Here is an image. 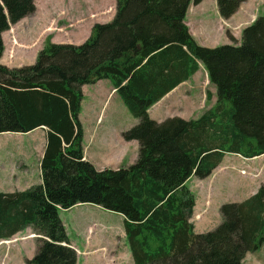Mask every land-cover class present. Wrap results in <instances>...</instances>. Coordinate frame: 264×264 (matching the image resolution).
I'll return each instance as SVG.
<instances>
[{"label": "trees", "instance_id": "trees-1", "mask_svg": "<svg viewBox=\"0 0 264 264\" xmlns=\"http://www.w3.org/2000/svg\"><path fill=\"white\" fill-rule=\"evenodd\" d=\"M36 0H0L2 33L36 10ZM203 0H117L110 22L81 44L48 37L36 61L0 62V133L46 126L43 183L0 191V238L31 227L40 235L25 264H77L60 208L90 202L125 218L135 264H242L264 244V184L221 205V223L196 232L192 177L206 178L226 154H264V14L240 44L201 45L186 23ZM246 0H217L230 18ZM204 64L217 101L197 118L158 121L149 109ZM108 78L139 122L125 130L139 154L129 166L98 169L84 159L79 115L85 84ZM210 99V92H207Z\"/></svg>", "mask_w": 264, "mask_h": 264}, {"label": "rangeland", "instance_id": "rangeland-1", "mask_svg": "<svg viewBox=\"0 0 264 264\" xmlns=\"http://www.w3.org/2000/svg\"><path fill=\"white\" fill-rule=\"evenodd\" d=\"M261 3V1H257L256 7L254 9V15L258 13V9L262 11L260 5ZM52 4L54 7H51V9L53 10L54 15L63 16L66 18L68 16L75 15H89L91 8L94 6L93 0H54ZM192 4L190 5L189 10L192 9ZM56 8L58 9L55 10ZM190 14L191 11H189V15ZM203 14L205 18L202 19V21L205 25L202 26L200 24L199 34L200 42L204 43V46H219L222 44L231 43V41L233 44H236V42H241L242 30L244 28H240V25L237 26L239 28V32L235 34L237 35L238 39H234L233 37H231L228 31V25L222 23L223 26L219 27L221 15L218 10L217 0H206L204 9L202 11L197 10L196 20H201V18H203ZM234 29L235 28H231V30ZM21 30L22 37L19 41V50L16 52L14 47L11 46V44L18 45V41H13L14 36H12L6 49V55L9 59L14 58L10 57L11 51H14L15 53H17L16 57L18 59L23 58L24 61L27 62L30 61L31 58H34L36 49L39 47L40 42L43 40V35H37L35 45L33 47H28L25 44L30 42L31 37L29 34H26L24 32L26 30L25 27H21ZM200 73L201 71L198 73V75ZM202 74L203 72L201 73V77ZM85 91L86 97L84 99V111L82 116L85 120L87 131L82 144L86 147L87 155L90 157V161L100 169L118 168L121 166L133 164L138 158L139 154L138 141L132 140L129 141L126 145L116 146L115 152L100 150L101 147L99 146V143L105 138L106 135H110L113 140L117 137H121V132L137 124L139 122V119L131 114L119 94H117L113 98L110 97L107 105L103 110L104 115L105 110L109 105V108L106 111L103 128L99 132L101 137L98 138L95 142V137H91L89 124H91L93 121H96L97 113L95 112V110H101V107L103 106L105 101V93L104 91H97V89L93 85L87 86V88H85ZM206 93H197L196 101L202 99L203 102L208 103L212 98V93H210V99H207ZM186 104H191V101L189 102L187 100L182 101L181 99H177L170 104H167L166 101L164 104L158 106L157 110H154L150 116L156 120H164L169 116L181 114L188 118L200 116L201 111H197L195 115H193V112L197 109V106H194V108L185 107L189 108L190 111H178L180 107H183ZM110 121L113 122L112 130L106 127V124H109ZM42 133V130H39L32 135H28L27 133L22 132L0 133V155L4 154L8 155L9 158H16L17 152H14L12 157L10 153L6 154L2 152V147L8 145L9 147L15 146V148H19L20 145H25V147L28 149L29 143L38 141L37 138H39ZM122 150H125V152H127V155L125 157L118 154V152ZM228 160L229 163L226 167H230L232 169V175H229L228 173H230L231 171H225L223 169L224 165H222V168H219L216 173H213L206 178H198L194 176L189 181V186L195 192L198 199V204L192 217V221L196 226L195 231L198 233L206 232L217 227L222 221V216L220 213L221 205L225 202H235L243 200L244 196L252 192L251 185H253L252 187L256 186L259 182V178H262V175L257 177L254 175L251 176L252 174H248L246 170L245 171L247 172V174L243 175V173H241L239 170H252L248 165L249 163H245V161L237 157L236 154L226 155L223 162L227 163ZM245 179H247L248 181H245ZM60 216L62 220L67 224V231L70 239L78 247L84 248L86 242L85 232L88 231V225L95 222L97 228L95 230L93 242H98L99 239V243L105 244L110 250V252L108 253V255L110 256L112 255L113 257H115L116 255H118V252L122 253V261L118 262L117 264H135L128 242L126 240L124 225L125 218L122 214L103 208L102 206L94 203L85 202L80 203L79 205H76L70 209L61 210ZM33 232L35 231L33 230ZM82 233H84V235ZM35 234L39 236L38 233ZM26 236H28L27 233H22L21 235H19V238ZM34 239L35 240L26 241L24 239L18 240V238H12V241H9V244L14 248V255L12 258L13 264H25L24 255H27L29 258L34 256L36 252L38 237ZM30 243H33L34 247L28 245ZM101 256L102 253H100V257ZM0 262L3 264V259H1ZM102 263L103 261L99 260L98 264ZM242 264H264V244L258 250L254 252H248Z\"/></svg>", "mask_w": 264, "mask_h": 264}, {"label": "crops", "instance_id": "crops-1", "mask_svg": "<svg viewBox=\"0 0 264 264\" xmlns=\"http://www.w3.org/2000/svg\"><path fill=\"white\" fill-rule=\"evenodd\" d=\"M53 1L54 0H47V1L46 0L44 1L36 0L35 1L36 10L33 13L27 15L19 22L12 24L8 30L2 33V38H3V42L5 46L4 53L0 59V62L2 64H5L9 67H19V66H23L26 64L34 63L36 61L39 51L43 48L45 41L48 37L51 39V41L56 42V43L81 44L90 37L92 33V28L96 23L110 22L114 18L116 11H117V0H101V1L93 0L94 6L91 8L89 15H86V14L85 15H75V16H68L66 18L63 16L54 15L53 10L51 9V7H54L52 4ZM205 1L206 0H203L202 2L198 4H192V9L188 10L187 17H186V23L188 24L190 28V32L193 34L195 39L201 45H203L204 43L200 42L199 28H200V24L202 26L205 25L204 22L202 21V19H204L205 16L203 14L202 15L203 18H201V20H196V15H197V10L202 11L204 9ZM257 1L262 2L260 4L262 11L258 9V13L254 15V9L256 7ZM57 9L58 8H56L55 10ZM189 11H191L190 15H189ZM260 14H264V0H246L241 4L238 11L234 15H232L230 18H223L222 16H220L221 22L219 21V27L223 26L222 23L228 25L229 26L228 31L231 37H233L234 39H238L237 35H235L237 32H239V28L237 26L240 25L241 26L240 28H245L246 26L250 25ZM21 27H25L26 30L24 32L26 34H29L31 37L30 42L25 44L28 47H33L35 45L37 35H40V34L43 35V40L40 42L39 47L36 49L34 58H31V60L27 62H25L23 58L18 59L16 57L17 53H15L14 51L13 52L11 51V55H10V57H14V58L9 59L6 55V49H7V46L9 45V40H11L12 36H14L13 41L15 42L18 41V45L11 44V46L14 47L16 52L19 50V41L21 40V37H22ZM231 28H235V29L231 30ZM228 44H233V43L231 41V43H228ZM236 44H240V42H236ZM200 71L201 73L203 72L202 77H201V73L198 75ZM89 85H93L95 86L97 91H100V92L104 91L105 93V101H104L103 106L101 107V110L100 111H98V109L95 110V112L97 113L96 121H93L91 124H89L90 130H91V137H95V142H96V140L101 137L99 132L103 128L106 111L109 108V105L107 106L104 115H103V110L105 106L107 105L109 98L110 97L113 98L119 93L117 91V88L112 83V81L108 78L100 79L94 83L85 84L82 86V90H83V98L81 102L82 109H81L79 118L82 123L83 130H84L83 141H84L87 128H86V123H85V120L82 114L84 111V99L86 97L85 88H87V86ZM208 91L212 93L211 95L212 98L210 99L208 103L203 102L202 99H199L198 101H196L197 93L200 94L201 92L204 94ZM177 99H181L182 101H185V100L189 102L191 101V104H186L183 107H180L178 111L180 110L190 111L189 108H185V107L194 108V106H197L198 110L194 109L195 111L193 112V115H195L197 111H201L200 113L202 114L204 110L215 105L217 101L216 87L214 84L211 83L208 70L204 66L203 63L200 62V68L188 80L181 82L178 86H176L166 95H164L161 100L156 102L149 109V114L151 115V113H153L154 110H157L158 106L164 104L166 101H167V104H170L176 101ZM175 116H180L185 119H191V118L184 116L183 114L175 115ZM169 117H173V116H169ZM193 118H197V117H193ZM158 121H162V120H158ZM106 127L112 130L113 122L110 121L109 124L107 123ZM39 130L43 131L42 135H40V137L37 138L38 141L29 143L28 149L25 147V145H20L19 148H15V146L9 147L8 145L2 147L1 149L2 152L6 154L10 153L11 156L13 155L14 152H17V157L14 158L12 156L13 157L12 159V158H9L8 155H4V154L0 155V191H4V192L24 191L34 184L43 183L41 161L45 153L46 142H47L46 137H47L48 128L46 126H41L29 132H22V133H27L28 135H32L33 133L38 132ZM123 132L124 131L121 132V137H117L114 140L112 139L110 135L109 136L106 135L105 138L99 143V146L101 147L100 150L115 152L116 146H123V145L128 144L129 140L124 139L122 135ZM102 147H105V148H102ZM83 150H84V159L90 161V157L87 155L85 146H83ZM118 154H120V156L125 157L127 155V152H125V150H122L118 152ZM232 154H235V153H232ZM236 155L237 157L243 159L245 163H249L248 165L252 170V171H248L247 169H241L239 170L241 173H242V170H246L248 174H252L251 176L254 175L257 177V176L262 175V178L261 177L259 178V182L257 183L256 186L252 187L253 185H251L252 192L244 196L243 198L244 200L248 198L249 196H251L252 194H254L258 190V188L262 184H264L263 183L264 182V178H263L264 154L251 157V158L244 157L241 154H236ZM223 161L214 170L215 172L213 173H216L218 169L222 168V165H224L223 169L225 171L230 170L231 172L228 174L232 175L233 174L232 169L230 167H226L229 163V160L227 161V163H224ZM253 172L256 174H254ZM245 181H248V180L245 179ZM79 204H76V205H79ZM197 204H198V199L196 196V206H195L194 211L196 210ZM61 210H67V209L60 208L59 213ZM64 224L66 226V229H68L67 224L65 222ZM96 228L97 226L95 222L93 224L88 225V231L85 232L86 242H85L84 248L78 247L70 239L71 241L70 246L73 247L78 253L77 264H98L99 260L103 261L102 264H117L118 262H121L122 256H123L122 253L118 252V255H116L115 257H113L112 255L110 256L108 255L110 250L105 244H100L99 239H98V242L97 241L93 242ZM22 233L23 234L27 233L28 236L19 238V235H21ZM35 233L36 232H33V229L31 227H27L25 230H21L17 232L10 239H8V241H12L11 240L12 238H18V240L24 239L26 241L35 240L34 238L39 237ZM33 234L35 236H32ZM82 234L84 235V233ZM2 241H5L4 238H0V260L3 259V264H9L10 262H11L10 264H13L12 258L14 255V248L9 244L10 242L2 243ZM28 245L34 247L33 243H30ZM36 249H37V246H36ZM100 253H102L101 257H100ZM24 258L26 260V258H29V257L27 255H24ZM0 264L2 263L0 262Z\"/></svg>", "mask_w": 264, "mask_h": 264}, {"label": "bare ground", "instance_id": "bare-ground-1", "mask_svg": "<svg viewBox=\"0 0 264 264\" xmlns=\"http://www.w3.org/2000/svg\"><path fill=\"white\" fill-rule=\"evenodd\" d=\"M32 236H34V235H32Z\"/></svg>", "mask_w": 264, "mask_h": 264}]
</instances>
